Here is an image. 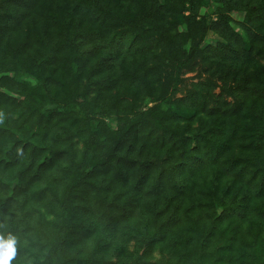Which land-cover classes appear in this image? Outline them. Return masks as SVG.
<instances>
[{
  "label": "trees",
  "instance_id": "obj_1",
  "mask_svg": "<svg viewBox=\"0 0 264 264\" xmlns=\"http://www.w3.org/2000/svg\"><path fill=\"white\" fill-rule=\"evenodd\" d=\"M194 1L0 0L12 264H264V0L211 26ZM198 54L209 81L172 98Z\"/></svg>",
  "mask_w": 264,
  "mask_h": 264
},
{
  "label": "rangeland",
  "instance_id": "obj_2",
  "mask_svg": "<svg viewBox=\"0 0 264 264\" xmlns=\"http://www.w3.org/2000/svg\"><path fill=\"white\" fill-rule=\"evenodd\" d=\"M194 8L196 9V11H192L194 10ZM216 8H217V3H215L213 0H195L193 2V4L191 5V9L187 6V9L184 10L183 14L185 17L189 16H195L196 19H203L205 24L211 26L212 22H214L217 19V14L216 12ZM178 15V14H177ZM230 16L232 17L233 20L235 21H231L230 23L232 24L233 27L235 28H239V24L241 23V20L243 18V15L237 12H232V14H230ZM197 34V33H195ZM195 37L197 38V36L195 35ZM217 40H219L217 33L214 32L213 30H209L205 36H203V38H201L200 42L199 39L194 40L195 42H199V46L200 49L203 50L204 48L210 46L212 48H216V42ZM190 40H186L185 41V45L186 48H188V46H190ZM206 46V47H204ZM204 47V48H202ZM196 60L198 62L197 64V69H194L192 71H183L181 73V83L179 85V89L176 93V95H173L172 98H182L183 96L186 95L187 90L191 87V84H197L200 82H207L210 79V75L205 72L206 70H204L205 65H202V58H201V54L197 55ZM171 70L169 68H166L165 71L163 72V74H166L167 72H170ZM209 76V77H208ZM213 78V77H212ZM220 81H216L215 84L217 85H213V89L211 90L213 95H218L220 94ZM111 87V86H110ZM112 93H115V88H113ZM95 94V91L93 90V95ZM121 96L123 97V99L125 98H129L128 95H126L124 92H122ZM228 102H232V98L231 97H227L226 98ZM129 101H131L130 99H128ZM157 101H155L154 98H144V101L141 103V108L140 110H135L134 108L132 109V111L134 110V112L137 114L139 112L146 111L149 110L151 108H153L155 106ZM127 112H129V109L126 108L122 111H120V113L126 115L128 114ZM134 113V114H135ZM123 115H121L120 117H122ZM114 126L115 124H120L118 118L113 117V122H111ZM156 257H158V254L156 253Z\"/></svg>",
  "mask_w": 264,
  "mask_h": 264
},
{
  "label": "clouds",
  "instance_id": "obj_3",
  "mask_svg": "<svg viewBox=\"0 0 264 264\" xmlns=\"http://www.w3.org/2000/svg\"><path fill=\"white\" fill-rule=\"evenodd\" d=\"M3 114L0 113V122ZM18 253L17 237L11 233L7 235L0 233V264H12Z\"/></svg>",
  "mask_w": 264,
  "mask_h": 264
}]
</instances>
